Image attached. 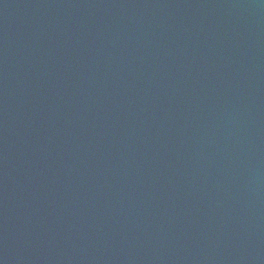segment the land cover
<instances>
[{"label": "water", "instance_id": "obj_1", "mask_svg": "<svg viewBox=\"0 0 264 264\" xmlns=\"http://www.w3.org/2000/svg\"><path fill=\"white\" fill-rule=\"evenodd\" d=\"M0 264H264V0H0Z\"/></svg>", "mask_w": 264, "mask_h": 264}]
</instances>
